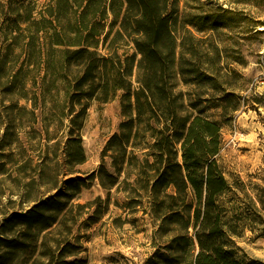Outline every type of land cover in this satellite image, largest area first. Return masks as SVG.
<instances>
[{"label": "rangeland", "instance_id": "374dc122", "mask_svg": "<svg viewBox=\"0 0 264 264\" xmlns=\"http://www.w3.org/2000/svg\"><path fill=\"white\" fill-rule=\"evenodd\" d=\"M176 1L179 42L185 30H191L197 39L185 38L187 57L217 76L220 84L217 89H196L176 79L175 90L184 92L186 104L188 92L208 90L211 102L205 112L222 123L217 161L232 184L219 202L228 209L236 244L264 264V0ZM51 4L0 0V254H5V241L15 240L24 250L7 264H170L167 258L173 264H191L199 250L194 228L187 232L183 223H162L153 216L148 195L135 182V167H127L110 190L97 176L101 166L115 172L104 150L124 120L122 91L108 102L88 101L80 132L87 160L73 167L66 163L70 96L88 99L76 90L82 67L64 62L65 46L51 45L57 39L51 34L57 30L67 43L78 31L87 34L103 3L92 7L84 21L74 2L62 0L60 10ZM205 13L222 14L217 29L200 32L191 24ZM120 25V17L108 8L107 19L99 25L102 54L110 49L135 52L132 37L124 30L118 35ZM228 93L232 98L224 99ZM138 156L144 158L141 152ZM72 178L87 185L59 224L36 233L14 223L17 214L67 190L66 180ZM10 218L14 222L5 232L2 225ZM178 234L188 236L183 241L186 250L174 241Z\"/></svg>", "mask_w": 264, "mask_h": 264}, {"label": "trees", "instance_id": "16d2710c", "mask_svg": "<svg viewBox=\"0 0 264 264\" xmlns=\"http://www.w3.org/2000/svg\"><path fill=\"white\" fill-rule=\"evenodd\" d=\"M51 1L52 9H61L62 0ZM64 1L74 2L81 9L83 21L92 7L103 3L99 14L93 17L95 23L87 26V34L76 32L70 43L60 40L57 30L51 34V37H57L51 45L65 46L62 51L64 62L82 67L76 79V90L82 91V98L88 99L83 102L70 96L71 106L67 113L70 128L64 148L66 163L73 167L87 160L80 132L90 106L88 101L108 102L122 91L124 120L104 150V156L112 159L115 172L110 173L101 166L97 174L101 184L110 190L120 182L127 167H135V182L148 195L153 216L162 223H183L187 232L190 227L194 228L199 250L191 264H262L236 244V232L229 227L226 216L228 209L219 202L223 195L232 191V184L217 161L222 147V123L205 112L210 107L207 103L211 102L208 90L188 92L187 104L184 92L175 90L176 79L196 89L207 85L217 89L220 84L217 76L187 57L190 51H186L185 38L197 39L191 30H185V36L179 42L176 35L177 1ZM108 8L116 18L120 17L118 35L124 30L132 37L135 47L132 55L120 54L118 49H110L108 55L99 51L103 35L99 25L107 19ZM221 15L201 14L191 24L200 32L215 30L222 23ZM41 31L42 28L37 30L38 33ZM111 31L105 35L104 42ZM48 35L46 33L45 38ZM232 96L228 93L223 97ZM237 109L235 105L233 111ZM227 114L226 107L223 115ZM138 152L143 153V159L139 158ZM66 184L67 190L38 202L26 214H17L15 222L13 218L8 219L2 230L10 231L6 227L12 226V221L36 233L59 224L73 199L87 185L77 178L66 180ZM185 237L188 238L178 234L174 239L183 250H186ZM4 243L6 250L5 254H0V264H7L15 257L14 253L24 250L22 242L7 240ZM170 259L167 258L168 263L173 264Z\"/></svg>", "mask_w": 264, "mask_h": 264}]
</instances>
